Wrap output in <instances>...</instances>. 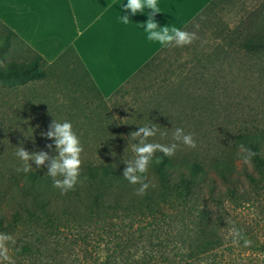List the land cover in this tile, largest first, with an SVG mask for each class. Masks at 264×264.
Wrapping results in <instances>:
<instances>
[{
  "label": "trees",
  "instance_id": "obj_1",
  "mask_svg": "<svg viewBox=\"0 0 264 264\" xmlns=\"http://www.w3.org/2000/svg\"><path fill=\"white\" fill-rule=\"evenodd\" d=\"M0 26L6 31L0 39L6 49L10 38L16 36L1 23ZM226 40L233 46V38ZM237 47L262 55L264 35L248 38ZM166 48L116 93H127V89L149 81L143 92L153 95L159 88L164 95H157L163 100L145 107L143 123L132 122L130 127L149 122L161 127L168 123L193 134L196 147L187 150L188 146L174 141L169 134L149 137L148 142L178 146L170 157L155 154L162 162L156 164L154 157L148 173L150 186L144 195L136 194L139 185H131L122 177L123 162L133 155L127 148L83 151L87 158L81 160L83 182L65 195L52 186L46 166L22 172L16 178L0 156V234L11 237L0 247V264H202L203 256L219 243L221 220L215 214L223 210L219 207L221 196L236 197L240 176L245 180L241 184L257 189L264 186V134L227 131V118L219 123L215 117L216 103L200 94L190 98L182 89L180 95L185 97H179L177 85L168 76L158 87V76L152 72ZM211 53L193 50L187 63L199 64L216 56ZM29 55L20 62L7 61L1 52V85L16 88L53 80L61 89V83L80 80L97 92L72 50L51 65L37 54ZM241 144L256 153L247 162V154L239 148ZM95 154L100 161H88Z\"/></svg>",
  "mask_w": 264,
  "mask_h": 264
},
{
  "label": "rangeland",
  "instance_id": "obj_2",
  "mask_svg": "<svg viewBox=\"0 0 264 264\" xmlns=\"http://www.w3.org/2000/svg\"><path fill=\"white\" fill-rule=\"evenodd\" d=\"M185 31L196 32L199 39L184 47H167L159 55L152 72L158 76L157 86L168 76L177 85L179 97H185L180 95L183 90L190 98L200 94L216 103L215 117L219 123L227 118V131L264 134V52L262 55L248 53L237 47L248 38L264 35V0L214 1ZM5 35L6 31L0 26V39ZM228 37L234 39L233 46H229ZM217 44H221V49L216 50ZM0 47V54L2 52L7 61L30 58V53L13 37L6 49L1 41ZM193 50L203 54L212 51L216 56L203 59L199 64L187 63ZM71 76L73 78L74 73ZM55 84L53 80L16 88L0 84V156L14 170L16 178L22 173L16 170L22 164L15 155L17 146L22 145L29 152L44 150L50 155L56 154L54 141L41 136L53 119L72 123L83 151L110 148L125 151L127 148L131 153L129 145L135 141L129 134L138 128L129 124L143 123L144 108L158 100L161 103L160 96L164 95L159 88H155L153 95L143 92L144 82L108 99H102L85 81H67L60 84L61 89ZM211 94L214 95L208 96ZM171 114L174 115L173 111ZM160 129L171 137L175 131L168 123L162 124ZM156 135L161 137L159 132ZM47 144H53V149H47ZM82 153L80 158L86 161ZM95 155L88 161L99 162L100 156ZM29 163L34 170V162ZM241 164L238 162V166ZM247 166L251 171L248 163ZM243 182L240 176L235 198L221 196L219 207L223 210L215 214L221 220L219 243L203 256L202 264H264V186L257 189L248 183L241 184ZM233 229L240 232L239 238ZM245 239L251 244L246 246Z\"/></svg>",
  "mask_w": 264,
  "mask_h": 264
},
{
  "label": "crops",
  "instance_id": "obj_3",
  "mask_svg": "<svg viewBox=\"0 0 264 264\" xmlns=\"http://www.w3.org/2000/svg\"><path fill=\"white\" fill-rule=\"evenodd\" d=\"M217 0H160L163 13L154 20L175 23L181 30ZM110 0H0V23L16 36L27 53L48 65L72 50L102 99L116 95L126 82L163 47L149 42L143 29L116 22ZM126 3V0H123ZM150 11V10H148ZM138 25L143 13L124 12ZM82 33V34H81Z\"/></svg>",
  "mask_w": 264,
  "mask_h": 264
},
{
  "label": "clouds",
  "instance_id": "obj_4",
  "mask_svg": "<svg viewBox=\"0 0 264 264\" xmlns=\"http://www.w3.org/2000/svg\"><path fill=\"white\" fill-rule=\"evenodd\" d=\"M120 10L116 12V22L124 26H138L143 29V33L149 42L158 44L161 47H184L192 44L199 39L196 32H189L181 30L175 23H167L160 26L155 20L154 16L157 13H163L160 7V0H110L109 7L112 5ZM150 10V11H148ZM124 12H130L132 15L143 13L147 19L138 25H132L128 15ZM199 27L198 25L196 26ZM82 34V33H81ZM166 136V131H161L158 124L149 122L143 126L138 127V131H133L129 134L131 139L135 142L129 145L132 157L123 163L125 167L122 172V177L131 185H139L136 189L137 195H144L149 188L148 173L150 165L153 163L155 154L162 153L164 156L174 155L177 149V143L161 144L148 142L149 137L156 136L157 133ZM41 136L54 141L55 155H50L48 151L39 150L29 152L22 145L16 147L15 155L22 162L21 167L17 168V172L28 173L32 170V161L36 168L41 166L47 167V176L52 179V186L60 190L61 195L67 194L69 191L75 189L78 183L83 181L80 178L81 168V153L83 147L77 134L73 131V126L70 121H57L55 119L48 126L46 132H42ZM173 140L183 143L184 145L195 148L196 141L193 134H186L184 130L177 127L173 132ZM45 147L49 150L53 149V144H47ZM240 150L247 155L245 161L247 162L252 156L256 155L251 149L246 148L243 144L239 146ZM156 164H160L161 158L155 157ZM87 177H84L86 180ZM237 238L240 237V232L233 229ZM11 239L6 234H0V247H3L5 241ZM245 245L251 244L250 240L245 239Z\"/></svg>",
  "mask_w": 264,
  "mask_h": 264
}]
</instances>
